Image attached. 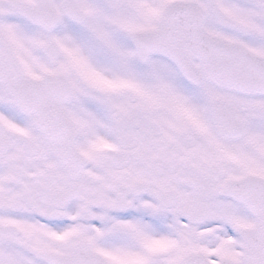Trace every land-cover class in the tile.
I'll use <instances>...</instances> for the list:
<instances>
[{"label": "snow or ice", "instance_id": "6c2138e0", "mask_svg": "<svg viewBox=\"0 0 264 264\" xmlns=\"http://www.w3.org/2000/svg\"><path fill=\"white\" fill-rule=\"evenodd\" d=\"M0 264H264V0H0Z\"/></svg>", "mask_w": 264, "mask_h": 264}]
</instances>
